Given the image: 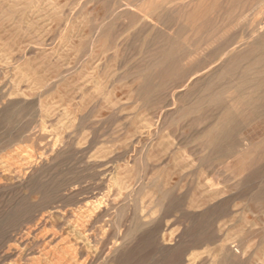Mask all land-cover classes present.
<instances>
[{
    "label": "rangeland",
    "instance_id": "rangeland-1",
    "mask_svg": "<svg viewBox=\"0 0 264 264\" xmlns=\"http://www.w3.org/2000/svg\"><path fill=\"white\" fill-rule=\"evenodd\" d=\"M263 26L264 0H0V264H264Z\"/></svg>",
    "mask_w": 264,
    "mask_h": 264
},
{
    "label": "bare ground",
    "instance_id": "bare-ground-1",
    "mask_svg": "<svg viewBox=\"0 0 264 264\" xmlns=\"http://www.w3.org/2000/svg\"><path fill=\"white\" fill-rule=\"evenodd\" d=\"M262 25H263V23H262ZM263 28H264V26H263Z\"/></svg>",
    "mask_w": 264,
    "mask_h": 264
}]
</instances>
